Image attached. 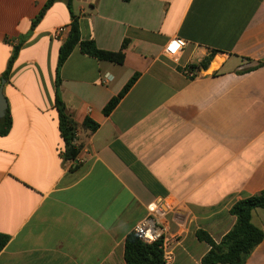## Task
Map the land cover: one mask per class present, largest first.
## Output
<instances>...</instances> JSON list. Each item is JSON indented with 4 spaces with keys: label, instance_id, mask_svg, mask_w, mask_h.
<instances>
[{
    "label": "crops",
    "instance_id": "obj_1",
    "mask_svg": "<svg viewBox=\"0 0 264 264\" xmlns=\"http://www.w3.org/2000/svg\"><path fill=\"white\" fill-rule=\"evenodd\" d=\"M48 1L0 0L12 121L0 136V264H126L127 237L160 202L174 206L172 264H202L211 247L197 233L219 244L233 205L264 191V0H74L83 41L113 53L129 44L122 65L76 47L58 88L72 12L57 0L34 26ZM175 38L187 46L170 58ZM57 91L79 126L75 161L64 158ZM252 223L264 232V210ZM246 264H264V239Z\"/></svg>",
    "mask_w": 264,
    "mask_h": 264
},
{
    "label": "trees",
    "instance_id": "obj_2",
    "mask_svg": "<svg viewBox=\"0 0 264 264\" xmlns=\"http://www.w3.org/2000/svg\"><path fill=\"white\" fill-rule=\"evenodd\" d=\"M56 1L57 0L48 1L41 14L34 21V26H36L41 21L45 13L53 6ZM66 2L70 11L72 12V23L68 39L60 48L57 69V88L60 85V69L76 47L79 46L82 53L96 58L99 61L122 65L125 60V50L129 44V42L126 40L123 43L121 51L113 53L98 49L95 42L92 40L83 41L78 19L73 14L74 0H66ZM17 52L18 49H16L14 56H16ZM203 67L207 68V63H204ZM137 78L138 76L134 77L124 88L122 93L108 104L104 110L105 115H110L112 113V111L119 104L120 100L135 84ZM56 109L58 112L60 134L65 143L64 158L67 161H75L80 153V148L75 145L79 126L68 115L66 106L62 101L58 91L56 95ZM83 126L87 129H90L91 131H96L98 129V125L89 119L85 121ZM11 127L12 121L9 116V112H7L6 118L0 125V136L7 135ZM258 209L264 210V191L255 196L241 200L233 205L230 210V214L236 218V224L219 244H217L206 232H198L197 238L199 241L205 242L211 247L209 253L203 258L202 264H246L248 257L262 243L264 239V232L254 226L252 223V213ZM8 243L9 237L0 234V253L6 248ZM160 246V243L151 245L145 244L134 233L130 234L126 239L125 246L126 264H165L163 251L161 250Z\"/></svg>",
    "mask_w": 264,
    "mask_h": 264
},
{
    "label": "built area",
    "instance_id": "obj_3",
    "mask_svg": "<svg viewBox=\"0 0 264 264\" xmlns=\"http://www.w3.org/2000/svg\"><path fill=\"white\" fill-rule=\"evenodd\" d=\"M66 32L65 28H59L54 35L56 38H61ZM186 46L185 40L175 38L165 46V53L170 58H177ZM185 75L192 78L195 72L191 67H187ZM173 211L174 206L170 203L153 204L148 208L149 215L141 220L133 230V233L145 244H161L165 264L173 263L174 246L177 242L176 237L170 233V214Z\"/></svg>",
    "mask_w": 264,
    "mask_h": 264
},
{
    "label": "water",
    "instance_id": "obj_4",
    "mask_svg": "<svg viewBox=\"0 0 264 264\" xmlns=\"http://www.w3.org/2000/svg\"><path fill=\"white\" fill-rule=\"evenodd\" d=\"M5 81L2 82V85L0 87V119L4 118L7 111V102L3 94Z\"/></svg>",
    "mask_w": 264,
    "mask_h": 264
}]
</instances>
